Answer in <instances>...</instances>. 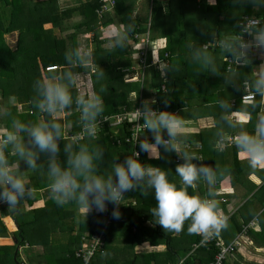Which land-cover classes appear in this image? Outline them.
<instances>
[{
  "label": "clouds",
  "instance_id": "1",
  "mask_svg": "<svg viewBox=\"0 0 264 264\" xmlns=\"http://www.w3.org/2000/svg\"><path fill=\"white\" fill-rule=\"evenodd\" d=\"M208 2L214 5L216 0ZM231 3L236 9L251 7L254 13L264 9V0H231ZM134 27L135 25H128L124 33H113V45L124 49L128 34ZM211 36L210 42L196 48V63L203 71L222 76L225 85L232 87L234 91H242V99L247 97L252 100L250 107L253 111L259 109L254 131L250 133L242 130L252 120L251 112L247 108L239 112L246 120H240L239 116L233 113L230 101L217 102L223 110L222 118L233 130L231 146L235 147L239 155H243L253 172L264 169V15L243 16L242 19H237L232 31L226 34L214 31ZM210 48L219 49L229 61L230 67L226 73H222L218 68ZM76 59L79 60V65L85 63L78 57ZM257 60L258 64L255 63ZM65 61L76 62L69 61L67 53ZM87 63L91 65V57ZM239 69H250V75L242 84L234 78ZM159 70L162 77L167 76L168 69L163 64ZM104 75V71L97 72V80L102 79ZM79 77L80 73L62 72L59 69L44 80H36L33 85V108L47 119L24 123L12 117L10 125L0 129V204H6L8 209H15L33 195V189L15 170L23 162L27 170L46 171L51 198L58 206L74 203L87 216L93 209L99 213L107 212V205L110 203L114 206L112 218L119 220V206L124 194L140 191L145 197L154 193L156 204L151 208L150 214L154 218V225H158L163 231L179 234L187 222L188 234L201 236L203 244L227 229L229 218L222 213L212 191L203 197L189 194L188 191L189 188H196L200 182L206 183L210 188L214 187L217 181L216 170L203 162L194 163L193 161L199 160L197 156L180 151L184 120L178 114L154 110V98L145 100L140 108L136 109L139 121H143L137 126L150 132L153 141L139 140V148L147 153L150 159H161V149L164 153L178 152L183 160V163L177 164L175 168V173L180 179L179 187L169 180L164 169L141 163L139 153L135 158L127 156L123 162L115 161L111 174L105 177L98 171V162H103L104 151L100 147L78 143V139H74L76 143L63 145L65 159L61 162L60 142L64 139L65 129L57 118L73 111L75 105L79 112L81 135L94 138L104 112V101L95 91L83 98H74L72 89L79 83ZM100 91L105 89L101 88ZM165 105L167 106V103ZM2 114L11 117L7 110ZM220 145H223V148ZM228 146L224 134H221L214 144L218 151ZM9 154L17 158L15 168L9 161ZM41 155L46 157V164L38 163Z\"/></svg>",
  "mask_w": 264,
  "mask_h": 264
},
{
  "label": "trees",
  "instance_id": "2",
  "mask_svg": "<svg viewBox=\"0 0 264 264\" xmlns=\"http://www.w3.org/2000/svg\"><path fill=\"white\" fill-rule=\"evenodd\" d=\"M174 1L176 0L170 1V6L173 5ZM56 3L57 0H0V123L3 125L9 126L12 117L19 119L24 123L39 122L40 117L41 119H47L46 116H43L33 108L32 101L35 96L33 85L36 80H44L50 74L55 73L59 69L62 72L72 73H81L84 69L88 71L87 65H79V60L76 59L77 57L79 59L83 58L78 51L79 48L76 42V37L80 34H92L93 48L91 52V65L94 70L91 79L93 82V91L101 95L104 101V112L99 121L104 118H111L112 116L123 112L124 109L126 111L133 110V104L127 100L128 94L132 91H137L139 93L143 91L142 87L145 75L137 82H129V80L139 76V73L136 71V65H132L129 53H127V48L120 49L118 46H114L109 49H104L102 47V41L99 40V29L110 22V17L108 15L114 13L117 16L124 12L125 7L123 6V1L116 0L113 11L103 15L102 18H98V15L96 14V10L100 7V2L98 0H83L78 6L65 11H58ZM192 4H194L193 6L195 8H198V6H200L199 8H202L203 6L198 5L197 3H190L188 0H183L179 4L178 11L183 15H186L188 8H190V6L192 7ZM208 7L209 6H205V8ZM5 8H8L9 10L7 24L5 23V17H2V15H5ZM74 14L81 16V20L76 24H72L71 28H68V34H62L61 21L69 20ZM150 16L151 34L153 30L159 31V37L164 38L167 41V46L163 50V53L172 52L170 48L175 39V32L170 28L171 24L169 21L172 19L175 21L176 18L173 15L165 16L162 6L158 1H154V4L151 7ZM217 19L218 22H220V19ZM237 19L234 20V25L236 24ZM49 23L52 24L53 28H60L57 35L53 33L52 29H44L43 26ZM14 31L17 32V40L14 47H10L6 44L3 36L4 34ZM145 31L146 29H142L136 33L134 29L128 34V36L134 38L136 35H140ZM185 36L186 35L183 36L182 40H185ZM193 37L195 39L194 42L197 41L196 44H198L199 48L212 36L211 33H202L198 35L195 34ZM176 40L178 41L179 39ZM150 52L147 54V64L149 65V69L146 72L150 75L148 79V89L155 92L157 96V104H153L152 107L160 111H175L179 108V105L174 103L168 95L162 94L159 91L161 85L159 72L156 67L151 65L152 55ZM66 53L69 61L76 60V62L66 63ZM161 56L163 57V54ZM156 62L157 61H155V63ZM49 67H56V70L47 71L46 68ZM100 71H104L105 75L102 79L97 80L96 73ZM171 85H173V83H171ZM166 87L170 88L169 81L166 83ZM101 88H104L105 91L101 92ZM72 93L74 98L79 96L76 87L72 89ZM80 97L83 98L84 96ZM256 99L258 100L259 97H256ZM165 103H167V106ZM17 104L23 105V112H18ZM135 106H137V101ZM4 110L9 111L11 117H5L2 114ZM29 110L31 111L30 114ZM257 110L258 109L255 111ZM255 111L251 110V113L253 114ZM57 119L64 125L65 129L64 139L60 142L62 150L60 160L63 163L65 159L63 155V145L65 143H76L66 138V133L72 134L81 129L79 112L74 105L73 111L69 112L65 117L62 118L60 116ZM127 127L128 124L125 123L122 128L119 129V135H125V133L128 134L129 131ZM112 132L113 130H111L109 122H105L102 131L95 135L94 138L85 137L78 141V143L87 144L92 147H100L104 151L103 162H98V171L99 174L105 177L111 174L113 163L115 161L123 162L127 156H131L133 149L131 144L124 142V139L121 140L120 146L116 145L113 141ZM146 134H148V132H146ZM146 134L143 136L142 140L148 139L149 142H153L152 136L146 137ZM221 134H223V131L219 132L218 136ZM165 138L167 137L165 136ZM203 138L202 135L194 136L193 139L184 138L183 143L185 144L201 142L202 146L201 149L199 148L198 150L191 146L189 149L183 147L182 151H187L194 155L199 154L203 157L202 160L199 159L198 161H193L194 163H206V150L209 149L211 152L210 161L215 162L217 159L216 157L222 156L218 155L221 153L214 148V144L218 138L214 139L212 143H209L208 145ZM137 149L140 152L141 163L164 169L168 173L169 180L176 183L178 187L180 186V179L175 173V168L177 164L183 163V160L181 159L180 162H176L177 155L175 156L174 152L164 153L163 149H161V159H150L147 153L140 151L139 147ZM9 161L11 164H16L17 158L14 155L9 154ZM207 162L211 164L209 161ZM38 163L46 164V157L41 155ZM243 165L244 164L237 159V150L234 147L232 167L230 168V181L233 187L236 183L241 184L239 179H241V174L244 171ZM15 170L22 175L28 186L33 189V194L39 190L49 188L50 182L45 170L35 172L27 170L23 162H21V165ZM26 171H29V173L24 176L23 174ZM222 181L217 182L216 185H220ZM188 191L189 194H196L195 189L193 188H189ZM126 195H128V197ZM248 196L249 193H246L245 197ZM126 197L129 202L135 200L138 203L140 202V206L135 207L136 209L133 208V211L129 214L127 218L128 220H126L127 222L125 223H128V232L127 230L126 232L131 235L129 243L130 247L134 249L135 246L140 245L143 242H148L152 245H166V257L168 260L174 261V257L170 253L178 252V249L175 247V245H178L177 242L183 243V241H176L174 237H181L183 233L181 232L177 236L172 232L163 231L158 225H154V218H152L150 214L151 208L156 204L154 194L145 197L140 191H129L125 194L122 202L126 200ZM247 201H256V203H258L260 208L255 216L258 221H261L262 216H264V184L258 188ZM21 204L22 202L12 210L11 213L13 217L12 219L6 218V223H4L1 218V216H6V212L4 210L0 212V236L5 235L8 232L6 226L9 229H12L14 225L17 227V230L12 233L13 244L0 245V264H26V262L24 263L21 261L20 250H31L36 247H42V253L37 256L42 263H44L46 259H49L47 255H51L52 257L56 255L55 264H83L81 259L75 257V252L86 244L85 240L88 241L90 236L100 233L103 235L102 247L96 252L91 261L98 254L103 251L106 252L108 246L111 244L106 242V237L110 231V223L112 221L111 213L114 208L110 203L107 205V212L98 213L94 211L93 218L88 223L74 221L76 218V210L79 209L74 203H69V205L74 207V210L69 212L65 211V205L58 206L53 199H49L45 202L43 208L27 212L20 211ZM142 204L145 205L142 206ZM259 212L260 214L257 216ZM108 217H110L109 223H107ZM146 222H149L152 226L150 228L146 227ZM228 223L235 228L233 235L236 236L243 232V228L236 219V215H232ZM85 232H88V234L85 235ZM65 233L68 242L57 241L60 245L57 247L53 246L56 240L64 238ZM52 235H56V238L52 237ZM144 235L156 238L159 235L162 240L154 241L151 238H142ZM245 235L253 240H255L257 236L264 235V225L262 224V221L261 230L258 233L251 229H247L245 230ZM201 240V236L194 235L192 240L184 243V252L191 253L193 248H196L194 250V255H200L199 258H196L197 261L201 264H210L218 253V249L214 246V242L201 244ZM53 248H55L56 251L51 253ZM25 257L27 259V264H31L36 260L33 259L34 257L29 256L27 252H25ZM151 257H154V255ZM91 261L89 264H92ZM183 264L195 263L193 262L192 257H187ZM223 264L227 263L224 261Z\"/></svg>",
  "mask_w": 264,
  "mask_h": 264
},
{
  "label": "crops",
  "instance_id": "3",
  "mask_svg": "<svg viewBox=\"0 0 264 264\" xmlns=\"http://www.w3.org/2000/svg\"><path fill=\"white\" fill-rule=\"evenodd\" d=\"M41 1V0H35ZM83 0H57V10L65 11L67 9L76 7ZM123 6L125 10L123 13L118 14L117 16L112 13L108 15L110 17V22L106 26H102L99 29V40L102 41V47L104 49H109L114 47L113 40L115 37L108 39L110 33L119 32L124 33L127 29L128 25H135L134 29L136 33H138L142 29H146V24L150 20L151 16V7L155 2H159L162 6V10L165 16L173 15L176 20H170L171 24L170 28L175 32V39L171 45L170 50L172 52L163 53V50L167 46V41L164 38H160L159 31H154L150 36L151 37V52L152 62L151 65L157 68L159 72L160 78V87H164V91H160L162 94L168 95L172 101L179 105V108L176 109V114L180 115L185 123V128L183 129V139H193L194 136H203L207 145L212 143V141L216 138L219 139V132L223 131L224 140L229 145L228 147L220 150L218 156L216 157L215 162H211V152L209 149L206 150V163L209 166L213 167L217 175L221 173L228 172V176H226L220 185H216L211 187L204 182H200L195 189V193L200 196H207L209 191L214 193V198L218 201L220 209L222 213L226 215L229 220L232 215H236V219L240 223V226L243 228V232L239 235H233L234 227L229 224L228 228L221 231L218 235L214 236L216 239H219L224 244L235 243L236 248L234 252L228 256L226 259L227 264H264V235L257 236L255 240L251 239L249 236L245 235V230L251 229L252 231L258 233L261 230V221L264 225V216H262L261 221H258L255 214L259 210V205L256 201H247L248 198L264 184V169L256 170L253 172L251 170L243 155H239L237 153V159L244 164V171L241 174V179L239 182L241 184L236 183L233 187L230 181V168L232 167V159H233V148L231 146L233 141L231 139V134L233 132L232 129L228 127L225 119L222 118V109L218 106L219 100H227L232 103V111L237 116H239L240 120H246V117L239 115L240 110L248 109L251 112V108L249 107L252 103H243L241 101V96L243 92H236L230 86L225 85L224 78L222 76L214 75L210 72L203 71L199 65L196 63L195 57L197 55L196 48H198L197 41L194 42L195 34L202 33H211L213 31L221 32V34H226L232 31L234 27V20L239 18H243V16L249 15H264V9H261L259 12L254 13L251 7L236 9L233 7L231 0H216L214 5L209 4L208 0H188L190 3H197L198 5H203L202 8H195L192 4V7L188 8V12L186 15H183L178 11L179 4L183 0L174 1L173 5L170 6L171 0H122ZM205 6H209L205 8ZM5 23L8 22V8H5ZM166 9V11H165ZM191 18L184 22L182 18ZM190 16V17H189ZM207 16H211L209 25H206V20H208ZM215 16V17H214ZM217 16V17H216ZM219 18L220 22H218ZM224 18H227L223 20ZM187 19V18H186ZM205 19L204 23H200L201 20ZM217 19V20H216ZM81 20V16L78 14H74L69 20L61 21V30L62 34H68V28H71L72 24H76ZM215 21V22H214ZM215 24V30H213V25ZM219 23V24H218ZM222 24V26L220 25ZM169 26V25H168ZM192 26L194 29L190 28ZM44 29H48L53 31L55 35L58 34L60 28H53L52 24H45ZM65 29V30H64ZM67 29V30H66ZM144 34V32H142ZM12 35L14 37V41H12V45L6 40V37ZM185 36V40H182L183 36ZM5 42L8 46L14 47L17 40V32H10L4 34ZM81 37V38H80ZM176 39H179L178 41ZM212 37L204 42L202 46L206 45L210 42ZM89 41V42H88ZM77 44H82V46L90 47L91 51L93 48V39L92 34H80L76 37ZM126 48L129 53V58L132 61V65H136V56L138 54V44L133 37L128 36L126 41ZM209 51L215 57L216 64L222 73H226L229 69L228 63L225 61L224 56L220 53L219 49L210 48ZM163 54V57L161 56ZM91 57V55H90ZM84 61L86 59H83ZM155 61H157L155 63ZM85 65H89L87 60ZM255 63H259V61H255ZM163 64L168 69V74L166 77H162L160 73V65ZM92 66V65H91ZM93 67V66H92ZM93 70V69H91ZM90 70V71H91ZM89 71V69H88ZM250 69H239L238 74L235 75V79L238 83L243 82V80L250 75ZM87 72V71H86ZM149 76L147 73L145 74L143 87L140 93L137 91H132L128 94V102L133 104V108L138 102V98L143 97L145 100H151L153 96H156L155 92H152L148 89V79ZM91 78V77H90ZM147 78V79H146ZM86 78H84L85 80ZM91 80V79H90ZM170 82V88L166 87V83ZM173 83V85H171ZM160 89V88H159ZM84 90V91H83ZM82 91L85 92V95H91L93 92H89L88 87H82ZM79 96H81L79 94ZM157 99V96H156ZM23 110L22 104H17V110ZM171 112V111H170ZM31 111L29 110V114ZM259 114V109L255 111V113H251L252 120L247 123L242 130H246L248 132L254 131V124ZM232 117H229L231 119ZM6 125L0 123V129L6 128ZM67 128V127H66ZM239 130V129H238ZM68 134V133H66ZM234 135V134H233ZM146 137H151V133L148 132ZM197 138V137H196ZM184 142V141H183ZM186 145L191 146L198 150L201 149V142L191 143H182L180 145V151L182 152L183 147ZM223 148V145H220ZM195 150V151H196ZM175 153V152H174ZM148 155V154H147ZM179 155L178 152L175 153V156ZM199 159H203L201 155L195 154ZM149 157V156H148ZM182 159V158H181ZM200 160V161H201ZM209 161L211 164H209ZM16 164H13L15 168ZM16 169V168H15ZM29 171H26L23 175L28 174ZM251 184V185H249ZM132 192V191H131ZM246 193H249L248 197H245ZM154 194V193H153ZM129 195V194H128ZM128 195H126L128 197ZM126 200L121 203L119 206V211L121 213V218L119 220L113 219L110 223V231L108 236L106 237V242L111 243L108 246L106 252H102L98 254L91 262L92 264H183L184 260L187 257H192L193 262L195 264H201L197 261L196 258H199L200 255H194V250L191 253L184 252V243L189 242L193 239L194 235H189L187 232L188 223L186 222L185 228L182 231L183 235L179 237L180 234H175L178 237H174L176 241H183V243H178L175 245L178 252L170 253L174 257V261L168 260L166 257L167 246L166 245H152L147 243H142L137 245L132 249L129 245L130 236L127 234L128 223L125 224L128 220L129 214L133 211V208L140 206V202ZM245 197V198H243ZM51 198L50 188H45L43 190H39L34 193L31 198L22 201L21 210L20 211H31L35 209H41L44 207L45 202H47ZM224 200V201H223ZM146 203V202H144ZM145 204H142L144 206ZM108 208V206H107ZM141 208V207H140ZM65 211H73L74 207L69 204H65ZM6 212V216H1L2 221L4 223L6 218L12 219V211H8L6 207L0 208L1 211ZM95 210L89 213L87 216L85 212L80 209L76 210V218L74 221L80 223H88L92 220L93 214ZM99 213V212H98ZM136 214V213H135ZM260 212L257 214V216ZM133 217V216H132ZM229 222V221H228ZM125 224V225H124ZM6 225V224H5ZM145 226L150 228L152 225L149 222L145 223ZM7 233L5 235L0 236V245H11L13 244L12 233L17 230V227L14 225L12 229H9L7 226ZM127 230V232H126ZM66 234V233H65ZM88 232H85V235ZM163 235V233H162ZM52 237L56 238V235H52ZM151 238L152 240H162L161 236L156 238L149 235H144L142 238ZM163 237V236H162ZM59 241L63 242L62 239ZM21 251V250H20ZM36 257L42 253V247L34 248ZM154 255V257H151ZM21 261L27 264V259L22 255ZM35 262L31 264H44L38 258H33ZM30 264V263H29Z\"/></svg>",
  "mask_w": 264,
  "mask_h": 264
},
{
  "label": "built area",
  "instance_id": "4",
  "mask_svg": "<svg viewBox=\"0 0 264 264\" xmlns=\"http://www.w3.org/2000/svg\"><path fill=\"white\" fill-rule=\"evenodd\" d=\"M98 1L100 2V7L96 10V14L98 15V18H102L103 15L111 13L116 4V0H98ZM134 39L136 40L138 44V54L136 57L137 58L136 71H138L139 76L129 80L130 83L139 81V79L143 77L146 74L147 70L149 69V65L147 64V54L151 50L150 44L152 40L150 36V20L146 24V31L144 32V34L136 35ZM225 61L230 66L229 61L226 59ZM46 70L53 71V70H56V67H49V68H46ZM159 91H164V87L161 86ZM242 96H241V101L243 103H251L252 101L251 99L247 97L242 99ZM153 98L156 100L155 104H157L156 96H153ZM143 102H144L143 97H140L138 99L137 106H135L133 110L126 111L124 109L123 112L118 113L112 116L111 118H104L103 120L99 121L98 126H97V131H96V135H97L98 133L102 131L105 122H109V126L111 130H113L112 134H113L114 143L120 146L121 140L124 139L125 143L132 145L133 149H132L131 156L135 158L137 157V153H139V160H140V152L137 149L139 147L138 142L139 140H142L143 136L146 134V130H144L142 127L137 126L138 123L142 124L143 121L142 120L139 121V117H138V114L136 113V109L140 108ZM153 109L160 111L156 108H153ZM171 112L176 114V111H171ZM125 123L128 124L127 129L129 133L128 134L125 133V135H119L120 134L119 129L122 128V126ZM81 132H82V128L75 133L66 134V138L72 140L73 142H77V141H74V139H78V141H80L86 137V136L81 135ZM189 147L190 146L186 145L184 148L189 149ZM180 161H181V158L179 155H177L176 162H180ZM1 205H4V204H0V206ZM8 210L12 211L13 209H8ZM109 222H110V217H108V220H107V223ZM85 242L86 244L75 252V257L78 259H81L83 264H89V262L94 257L96 252H98L100 248L102 247L103 235L101 233L95 234L93 236H90L88 241L85 240ZM208 242H214V246L218 249V253L215 255L213 261L210 264H223V262L226 261L227 257L230 256L236 248L235 243L224 244L219 239H216L215 237H213Z\"/></svg>",
  "mask_w": 264,
  "mask_h": 264
},
{
  "label": "rangeland",
  "instance_id": "5",
  "mask_svg": "<svg viewBox=\"0 0 264 264\" xmlns=\"http://www.w3.org/2000/svg\"><path fill=\"white\" fill-rule=\"evenodd\" d=\"M190 17V16H189ZM208 17V20H206V25H209V23H211V21H210V18H211V16H207ZM215 17V16H214ZM217 17V16H216ZM187 18V19H186ZM186 18H182V20L184 21V22H186L187 20H190L191 18H188V16L186 17ZM225 19H227V18H224L223 20H225ZM204 21H205V19H203V20H201V24H202V22L204 23ZM215 22V21H214ZM215 24L216 23H214V25H213V30H215L216 28H215ZM222 24H224V23H220V25L222 26ZM190 28H192V29H194L192 26H190ZM113 33L114 32H112V33H110L109 34V36H108V39H111L112 37H114L113 36ZM81 38V37H80ZM6 40L10 43V45H12V41H14V37L12 36V35H9V36H7L6 37ZM89 42V41H88ZM90 47L91 46H89V47H83L82 46V44H78V48H79V53H80V55H82L83 56V58L82 59H86L87 61L89 60V57H90V55H91V49H90ZM137 57V56H136ZM86 60H85V62H86ZM86 63H84L83 65H85ZM87 68L89 69V71H87V70H85L84 69V71H82L81 73H80V77H79V83L76 85V88H77V90H78V94H80L81 96H83V95H85V92H83L82 91V87H83V85H84V87H88V89H89V92H91L90 90H92L93 91V82H92V79L90 78L91 77V75L93 74V70H94V68L91 66V65H87ZM91 69H93V70H91ZM91 70V71H90ZM87 71V72H86ZM84 78H86L85 80H84ZM91 79V80H90ZM92 93V92H91ZM18 112H23V110L22 109H20ZM61 117L63 118V117H65V115H61ZM41 120V117H40V119H39V121ZM2 207H6V209L8 210V206L6 205V204H4V205H1ZM1 206H0V208H1ZM9 211V210H8ZM59 242V240H56V242L53 244V246H55V247H57L58 245H60V243H58ZM62 241L64 242H66L67 241V236H66V234H64V238H62ZM68 242V241H67ZM26 250V251H25ZM25 250H21L20 251V253H21V257H22V255L23 256H25V252H27V254L29 255V256H32V257H34V258H37L36 257V254H35V251H34V249H31V250H29V249H25ZM56 251V249L55 248H53L52 249V251H51V253H54ZM48 257H49V259H46V258H44V259H46L45 260V262H44V264H55L56 262H55V259H56V255H54V257H52L51 255H47ZM228 258V257H227ZM31 261V260H30ZM33 261V260H32Z\"/></svg>",
  "mask_w": 264,
  "mask_h": 264
},
{
  "label": "water",
  "instance_id": "6",
  "mask_svg": "<svg viewBox=\"0 0 264 264\" xmlns=\"http://www.w3.org/2000/svg\"><path fill=\"white\" fill-rule=\"evenodd\" d=\"M228 174H229L228 172L218 174L216 183L223 180L226 176H228ZM15 264H17V263H15Z\"/></svg>",
  "mask_w": 264,
  "mask_h": 264
}]
</instances>
